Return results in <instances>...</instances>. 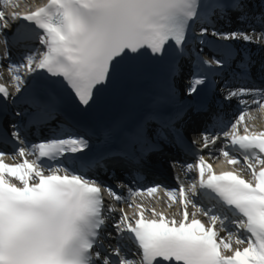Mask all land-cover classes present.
<instances>
[{
  "label": "snow or ice",
  "instance_id": "snow-or-ice-1",
  "mask_svg": "<svg viewBox=\"0 0 264 264\" xmlns=\"http://www.w3.org/2000/svg\"><path fill=\"white\" fill-rule=\"evenodd\" d=\"M254 8L252 0H48L26 14L13 13L12 21L22 23L11 34L6 13L0 10V36L6 46L0 66L9 61L16 99L32 109L15 113L27 117L24 124L11 125L16 150L0 151V264H133L125 238L140 253L139 264H264V131L244 124L245 112L230 123L218 121L219 132H202V148L222 140L221 154L233 165L243 161L251 179L232 171L218 174L203 155L198 156L197 164L186 165L197 178L187 188L180 184L178 191L167 192L172 202L182 205L179 220L135 203L134 197L152 195L160 185L129 188V206L137 212L129 217L120 209L117 218V209L106 204L105 193L123 203L118 191L122 185L114 189L88 173L93 162L99 164L98 155L105 160L118 158L107 150L94 153L90 138L75 129L56 125L35 142L22 135L26 128L38 130L50 124L68 99L87 113L110 96L123 94L126 86L155 77L162 89L153 97L156 107L150 115L182 144L184 137L165 104L176 100L175 77L185 57L191 63L184 70L187 83L182 82L181 89L189 99L215 90L219 75L222 100L247 104L241 98L260 97L253 103L264 107V86H255L256 79L264 83V58L257 62L250 52L229 43L264 47V0L259 16L253 15L261 22L259 33L254 27L251 34L217 28L222 20L246 21ZM29 41L43 51L27 49L20 62H11V47ZM205 48L218 58L204 59ZM229 71L231 79L239 82L234 87L224 78ZM24 72L29 74L27 80ZM11 98L8 87L0 84V111ZM121 134L130 147L120 162L147 163L150 153L158 150L154 142L158 133L150 124L142 122ZM7 140V134L0 132V142ZM232 149L240 155L230 156ZM5 155L22 162L8 164ZM29 155L36 159H27ZM202 198L208 199L200 207L196 201L204 203ZM189 206L196 211L190 213ZM197 212L207 217V224L196 218ZM109 223L119 238L120 246L115 248L101 241ZM218 224L235 229L229 231L230 239L220 236ZM108 238L113 234L108 233ZM233 242L237 247H232Z\"/></svg>",
  "mask_w": 264,
  "mask_h": 264
},
{
  "label": "bare ground",
  "instance_id": "bare-ground-1",
  "mask_svg": "<svg viewBox=\"0 0 264 264\" xmlns=\"http://www.w3.org/2000/svg\"><path fill=\"white\" fill-rule=\"evenodd\" d=\"M13 98H14V95H13ZM255 123H258V119L255 121ZM259 125H262V122L259 123ZM231 231H235V229H232V228H231Z\"/></svg>",
  "mask_w": 264,
  "mask_h": 264
}]
</instances>
